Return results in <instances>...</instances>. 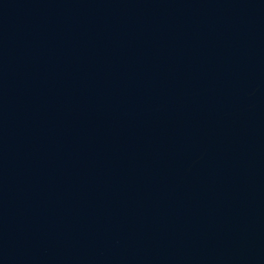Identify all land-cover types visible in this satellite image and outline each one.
<instances>
[{"label":"water","instance_id":"obj_1","mask_svg":"<svg viewBox=\"0 0 264 264\" xmlns=\"http://www.w3.org/2000/svg\"><path fill=\"white\" fill-rule=\"evenodd\" d=\"M0 264H264V0H0Z\"/></svg>","mask_w":264,"mask_h":264}]
</instances>
